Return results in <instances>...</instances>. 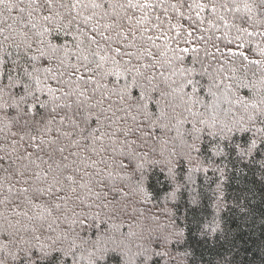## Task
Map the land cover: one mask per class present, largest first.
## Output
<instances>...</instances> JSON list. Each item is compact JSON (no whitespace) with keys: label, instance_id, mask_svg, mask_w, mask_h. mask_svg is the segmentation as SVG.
Wrapping results in <instances>:
<instances>
[{"label":"snow or ice","instance_id":"obj_1","mask_svg":"<svg viewBox=\"0 0 264 264\" xmlns=\"http://www.w3.org/2000/svg\"><path fill=\"white\" fill-rule=\"evenodd\" d=\"M0 264H264V0H0Z\"/></svg>","mask_w":264,"mask_h":264}]
</instances>
